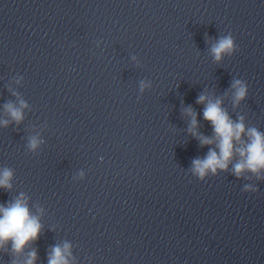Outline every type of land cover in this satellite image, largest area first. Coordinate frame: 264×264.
<instances>
[{
    "label": "water",
    "instance_id": "1",
    "mask_svg": "<svg viewBox=\"0 0 264 264\" xmlns=\"http://www.w3.org/2000/svg\"><path fill=\"white\" fill-rule=\"evenodd\" d=\"M228 33L238 51L217 64L210 41ZM232 78L248 85L238 108ZM202 93L264 132V0H0V120L28 104L0 125V169L15 173L0 203L26 193L43 225L20 264L65 241L71 264H264V181L188 171L208 148L183 109L213 134Z\"/></svg>",
    "mask_w": 264,
    "mask_h": 264
},
{
    "label": "clouds",
    "instance_id": "2",
    "mask_svg": "<svg viewBox=\"0 0 264 264\" xmlns=\"http://www.w3.org/2000/svg\"><path fill=\"white\" fill-rule=\"evenodd\" d=\"M238 51L235 38L231 33L219 36L215 42L210 41V53L217 64L225 57H231ZM150 87V82L142 80L140 90ZM248 85L242 79L232 78L230 88L232 106L238 108L248 97ZM14 95H18L13 93ZM197 104L203 105V119L211 125L212 136L199 132V123L195 110L188 106L183 114L190 118L188 132L195 137L201 147L208 151L203 157L192 159L188 171L200 181L220 173H230L236 179L248 180L254 176L257 181H264V132L245 123V117L239 115L235 120L229 115L221 97L207 93L198 96ZM28 104L19 99L18 106L8 102L4 110L9 119L0 120V125L7 127L11 122L19 125L24 120V109ZM39 135L28 138L26 147L35 153L41 146ZM83 176V173H81ZM14 170L5 166L0 169V189L11 192L13 189ZM244 192H256L258 189L250 183L243 185ZM30 197L20 192L7 203H0V253L11 256V264H20L15 257L23 254L25 249L38 241L43 230L40 216L34 214L30 207ZM43 213V208H37ZM10 245V250H9ZM71 244L65 241L62 245L53 246L48 254L47 264H71ZM37 251L33 248L27 252L23 264H36Z\"/></svg>",
    "mask_w": 264,
    "mask_h": 264
}]
</instances>
